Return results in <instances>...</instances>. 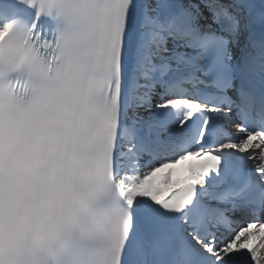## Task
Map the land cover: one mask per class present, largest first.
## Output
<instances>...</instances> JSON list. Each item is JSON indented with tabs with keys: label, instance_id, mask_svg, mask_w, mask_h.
<instances>
[{
	"label": "snow or ice",
	"instance_id": "snow-or-ice-1",
	"mask_svg": "<svg viewBox=\"0 0 264 264\" xmlns=\"http://www.w3.org/2000/svg\"><path fill=\"white\" fill-rule=\"evenodd\" d=\"M0 264H264V0H0Z\"/></svg>",
	"mask_w": 264,
	"mask_h": 264
}]
</instances>
